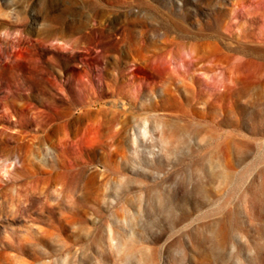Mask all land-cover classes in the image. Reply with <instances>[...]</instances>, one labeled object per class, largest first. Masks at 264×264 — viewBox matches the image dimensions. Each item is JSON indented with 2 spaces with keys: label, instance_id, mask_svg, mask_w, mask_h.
I'll return each instance as SVG.
<instances>
[{
  "label": "rangeland",
  "instance_id": "1",
  "mask_svg": "<svg viewBox=\"0 0 264 264\" xmlns=\"http://www.w3.org/2000/svg\"><path fill=\"white\" fill-rule=\"evenodd\" d=\"M0 264H264V0H0Z\"/></svg>",
  "mask_w": 264,
  "mask_h": 264
}]
</instances>
